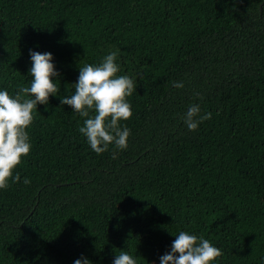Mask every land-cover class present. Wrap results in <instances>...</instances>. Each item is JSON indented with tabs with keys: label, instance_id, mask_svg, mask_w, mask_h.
Here are the masks:
<instances>
[{
	"label": "trees",
	"instance_id": "obj_1",
	"mask_svg": "<svg viewBox=\"0 0 264 264\" xmlns=\"http://www.w3.org/2000/svg\"><path fill=\"white\" fill-rule=\"evenodd\" d=\"M30 50L60 91L0 189V264H161L180 231L222 250L212 264H264V0H0V90L30 86ZM117 50L131 135L97 154L61 97ZM193 103L212 116L189 131Z\"/></svg>",
	"mask_w": 264,
	"mask_h": 264
},
{
	"label": "clouds",
	"instance_id": "obj_2",
	"mask_svg": "<svg viewBox=\"0 0 264 264\" xmlns=\"http://www.w3.org/2000/svg\"><path fill=\"white\" fill-rule=\"evenodd\" d=\"M30 56V86L20 87L14 95L7 89L0 90V189L4 190L10 186V178L13 182L21 179L19 172L13 176V170L21 163L22 156L30 153L31 143L26 129L33 122L34 109L40 104L47 105L50 96L60 91L53 79L60 75L53 63V54L30 50ZM117 57L118 50L112 51L99 64L88 63L80 67L78 80L73 84L74 94L61 97V104L70 105L85 118L79 131L97 154L108 150L110 145L119 150L126 149L131 135V129L121 126L120 121H127L133 115L127 97L136 90L137 81L128 75H118ZM184 86L183 82L173 81L175 88ZM196 96L203 100L200 93ZM211 116V112L201 114L200 104L193 103L182 119L189 131H196ZM23 183L30 184L31 180L25 177ZM176 237L171 250L160 257L161 264H212L222 255V250L203 236L180 231ZM74 264L93 262L82 256ZM113 264H137V260L129 252L121 251Z\"/></svg>",
	"mask_w": 264,
	"mask_h": 264
}]
</instances>
